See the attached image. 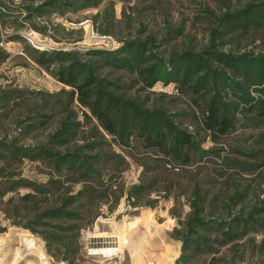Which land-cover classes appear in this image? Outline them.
<instances>
[{"label": "rangeland", "instance_id": "obj_1", "mask_svg": "<svg viewBox=\"0 0 264 264\" xmlns=\"http://www.w3.org/2000/svg\"><path fill=\"white\" fill-rule=\"evenodd\" d=\"M262 102L264 0H0V264H264Z\"/></svg>", "mask_w": 264, "mask_h": 264}, {"label": "trees", "instance_id": "obj_2", "mask_svg": "<svg viewBox=\"0 0 264 264\" xmlns=\"http://www.w3.org/2000/svg\"><path fill=\"white\" fill-rule=\"evenodd\" d=\"M241 14L240 16H238V18H241ZM231 17L232 14H226V17L225 19L227 20V22L229 23L231 20ZM246 17V16H245ZM46 55L45 53L43 54V56ZM50 56V55H49ZM152 66H150V70H151ZM147 70H149V67L147 68ZM158 70V69H157ZM155 70L153 75H152V78H150V82L149 84H153L155 83L156 81H158L159 79V70L157 71ZM186 78L187 76L186 75H183V78ZM168 80V79H167ZM61 81L65 84H68L70 86H73L74 88H77L79 90V101L85 105V106H88L89 107V104H90V91L88 90V84H84L81 83V84H76L75 81H74V77H71L68 76L67 74H65L64 72L62 73L61 72ZM179 82V81H178ZM180 83V82H179ZM247 101V100H246ZM263 104V108L262 110L264 111V102H262ZM97 105V106H96ZM210 109V114L209 116H206L205 120H208L210 119V123L208 124L207 128L208 129H213L214 127H216L220 133H224L226 132L228 129L231 128V119H228L227 116H223L222 114H220L219 112V109L215 106H211V108L209 107ZM251 109H255V107L251 106ZM91 114L93 116H95V118H97L99 124L103 127V129L106 130L107 133H109L110 135H113L115 136V138L117 139L116 136H119L121 137H124L126 134H128L127 130H126V127L127 125H125L126 127H123L121 128L118 132L116 130V124L112 118V116L108 113V110L105 108V106H102L100 105L99 106V103L96 102L95 105L92 106V109H91ZM127 114V112L125 113V115ZM85 116H87L86 114H84ZM148 117H150L148 114H146ZM128 116L130 118H133V114H128ZM147 119V117H146ZM132 121V120H131ZM150 121V119H149ZM148 123L149 122H143L142 124H140V126L138 125V129L141 131V133H144V134H148L150 135L149 133H151L150 131L153 129L154 130V125H150L148 126ZM132 127H136V122L134 123H131ZM148 128V129H147ZM149 138L152 137V136H148ZM190 137L187 136V135H184L181 139L179 140H176L175 142V147H179L177 150L179 152L182 153V150L185 149V148H188L190 147L191 145V142H190ZM164 140V139H163ZM177 150L175 149H172V152H176ZM32 197V195L30 193H26L24 195H22L20 197V199L22 201H25L27 202L30 198Z\"/></svg>", "mask_w": 264, "mask_h": 264}, {"label": "bare ground", "instance_id": "obj_3", "mask_svg": "<svg viewBox=\"0 0 264 264\" xmlns=\"http://www.w3.org/2000/svg\"><path fill=\"white\" fill-rule=\"evenodd\" d=\"M120 234H121L120 231H118V234L116 233V238H117V240H118L119 243H120L121 239L123 238L122 235H120ZM1 251H2L3 257L1 258V256H0V260L5 261V263L8 262L7 259L9 258V256H12V257L14 256V258H15V256H17V257L18 256H22L26 252L25 250L17 249L15 247L9 246V245L2 246V250ZM1 251H0V253H1ZM109 252H111V251H109ZM177 253H178V250L177 249H174L172 247L170 249V252H169V255L168 256L171 259L172 257L176 256ZM104 254H107L106 256H109L108 253H104ZM9 259H11V257Z\"/></svg>", "mask_w": 264, "mask_h": 264}]
</instances>
